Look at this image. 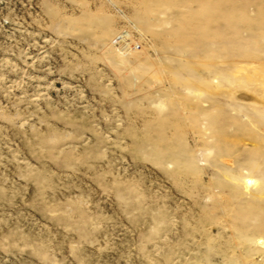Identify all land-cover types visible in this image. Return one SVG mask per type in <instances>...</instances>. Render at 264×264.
<instances>
[{
	"label": "rangeland",
	"instance_id": "1",
	"mask_svg": "<svg viewBox=\"0 0 264 264\" xmlns=\"http://www.w3.org/2000/svg\"><path fill=\"white\" fill-rule=\"evenodd\" d=\"M260 237L264 0H0V264H264Z\"/></svg>",
	"mask_w": 264,
	"mask_h": 264
},
{
	"label": "bare ground",
	"instance_id": "2",
	"mask_svg": "<svg viewBox=\"0 0 264 264\" xmlns=\"http://www.w3.org/2000/svg\"><path fill=\"white\" fill-rule=\"evenodd\" d=\"M254 184H255V182L252 179H245L244 180V185H245L246 189L251 187L252 185L254 186ZM253 242L256 245L258 257H261L262 261H264V238H262V237L257 238Z\"/></svg>",
	"mask_w": 264,
	"mask_h": 264
}]
</instances>
